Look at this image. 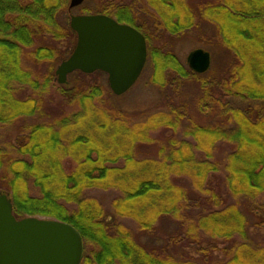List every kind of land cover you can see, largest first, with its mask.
Listing matches in <instances>:
<instances>
[{"label": "trees", "instance_id": "obj_1", "mask_svg": "<svg viewBox=\"0 0 264 264\" xmlns=\"http://www.w3.org/2000/svg\"><path fill=\"white\" fill-rule=\"evenodd\" d=\"M68 4L0 0V128L26 121L0 142L14 215L73 225L80 264H264V0H101L96 13L147 42L149 82L164 101L138 112L110 103L101 71L56 82L55 63L76 41L60 17ZM206 22L230 55L221 74L196 73L170 45L152 44ZM42 62L49 68L28 65ZM189 81L197 93L176 101L171 92ZM92 190L115 191L109 207ZM163 219L177 230L150 241Z\"/></svg>", "mask_w": 264, "mask_h": 264}, {"label": "water", "instance_id": "obj_2", "mask_svg": "<svg viewBox=\"0 0 264 264\" xmlns=\"http://www.w3.org/2000/svg\"><path fill=\"white\" fill-rule=\"evenodd\" d=\"M84 0H69L68 8ZM76 34L71 53L56 66L55 80L67 83L74 71H102L115 96L126 93L137 81L147 60L144 35L134 26L103 13L70 14ZM186 63L196 73L206 72L211 54L191 50ZM83 251L79 231L68 222L42 216L17 218L11 198L0 193V264H80Z\"/></svg>", "mask_w": 264, "mask_h": 264}, {"label": "rangeland", "instance_id": "obj_3", "mask_svg": "<svg viewBox=\"0 0 264 264\" xmlns=\"http://www.w3.org/2000/svg\"><path fill=\"white\" fill-rule=\"evenodd\" d=\"M115 1L128 2L130 0H115ZM100 2L101 0H84V2L81 5L70 9L67 13H62L60 17L62 20H64V18L66 17L68 20L70 14L81 13L82 5L89 6L91 8V12L96 13L98 10L97 6L100 4ZM212 33H213L212 25L206 22V23L200 24L199 28L197 30H194L191 33L184 34L177 38L175 37L171 38L168 35H164L161 39H153L152 44L157 45V46L170 45V49L172 48L174 52L176 53V55L178 56V58L184 63H186V56L191 50L196 49V48H203L204 50L209 51L211 54V64H210L209 69L212 72H214V74H221L225 70V67L230 59V55L226 49H224L221 46L215 45L210 40V36L212 35ZM42 41H44L45 43H48V40H42ZM54 46L58 47L59 49H63L64 43L55 42ZM60 60H58L55 63L54 70L56 69V66L60 63ZM28 65L32 66L34 70L37 68L46 70L50 66V64L47 62H42L38 66L37 64H33V63H28ZM151 72L152 70H151L150 63L148 62V55H147L146 64L139 78L126 93L120 96H114V94L110 91V89L107 86V79H106L107 77L105 74L96 75L95 80L97 82H102V84L106 86L108 90L112 93L111 95H109L111 97L109 99V101H111L110 103L122 109H126L130 112H138L144 109H153L155 107H160L164 101V96L161 93V91L155 85L149 82ZM169 91L171 92L170 89ZM194 93H197L196 85L189 81V82L184 83L178 95L172 92H171V95L175 97L176 101L178 100V101L189 102L190 99L194 96ZM54 97L55 98L59 97V94L55 93ZM46 107H47L46 109L49 112L58 110L57 103L48 102L46 103ZM25 122L26 121H24L21 118V119L16 120L14 123H12L11 126L1 127L0 128V142L7 141V138H9L8 137L9 135L17 134L19 127ZM0 193H6L7 196L9 194V192L4 187H2L1 180H0ZM91 195L97 197L98 199L103 201L106 207H109V203L114 197L115 191L113 190H92ZM28 216H31V215H28ZM32 216H35V215H32ZM124 221L131 227H134V224L132 223V221L128 219L127 220L125 219ZM176 226L177 225L173 223V221L170 219L161 220L159 222V229L156 232V237L152 238L150 241L159 243L161 239L164 238L167 234L175 232L177 230ZM251 235L255 238L261 236V234L258 231H254V230L251 231ZM146 240H148V238Z\"/></svg>", "mask_w": 264, "mask_h": 264}]
</instances>
